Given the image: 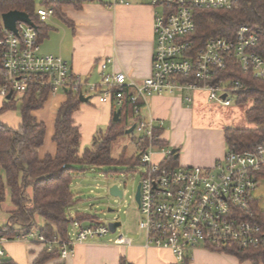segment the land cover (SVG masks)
Listing matches in <instances>:
<instances>
[{
    "label": "built area",
    "instance_id": "obj_1",
    "mask_svg": "<svg viewBox=\"0 0 264 264\" xmlns=\"http://www.w3.org/2000/svg\"><path fill=\"white\" fill-rule=\"evenodd\" d=\"M149 1L152 7L161 9V14L156 13L154 18L151 75L141 83L130 81L124 73L108 72L110 59L98 63L100 81L88 82L63 59L40 54L36 29L17 22L16 33L2 27L0 98L7 100L11 93L10 99L20 103L30 88H37L47 91L49 96L72 92L100 105L113 99L116 107H121L124 90L133 91L128 101L134 106L136 121L129 126H134L145 141L140 143L136 158L145 168L137 204L145 246L169 250L179 264L189 260L195 248L224 253L232 246L264 247L259 226L249 220L252 195L260 182L257 176L264 170V144L253 150L227 151L223 160L211 169L171 166L167 161L176 158V151L172 153L173 150L162 147L160 160L152 159V147L159 140L155 131L162 129V125L156 124L152 117L141 116L147 98L154 95H177L190 104L191 92L204 91L209 102L229 107L230 97L235 99L239 85L231 79L222 80L220 74L232 60L242 71L264 81V60L254 52L257 35L242 25L231 38L210 37L201 47L194 48L191 42L196 29L194 12L229 11L237 6V0ZM115 3L122 4L123 0ZM36 14L40 22H45L53 10L42 7ZM108 234V225L94 223L87 227L74 225L65 240H48L37 232L13 240L0 238V257L4 255L2 246L15 241L36 243L47 251L57 250L59 258L65 259L72 256L74 245ZM114 243L126 245L129 241L120 236Z\"/></svg>",
    "mask_w": 264,
    "mask_h": 264
},
{
    "label": "trees",
    "instance_id": "obj_2",
    "mask_svg": "<svg viewBox=\"0 0 264 264\" xmlns=\"http://www.w3.org/2000/svg\"><path fill=\"white\" fill-rule=\"evenodd\" d=\"M36 0H0V44L3 39L1 16L8 12L18 11L28 15L37 31L38 42L46 37L47 30L44 23L39 21L36 14ZM61 3L48 1L43 3L53 10V15L58 12ZM195 32L191 36L194 48L202 46L210 37H233L237 28L248 26L257 35L254 48L264 60V0H237V6L229 11H203L194 12ZM1 53V45H0ZM222 80L231 79L238 83L239 91L235 94L237 105L251 101V106L246 110L244 118L256 125L254 129H240L235 127L224 128V138L227 151L242 152L253 150L264 144V81L253 77L251 72H244L239 64L231 61L227 70L220 74ZM3 83L2 67L0 62V86ZM133 91L124 90L121 107H116L113 99V113L120 110L119 121L112 120L108 126L98 131L92 138L89 147L80 151V132L74 124L73 115L83 104L80 97L68 92L65 102L56 113L54 135L52 141L56 144L54 157L45 156L39 159L37 150L44 143L45 126L37 122L33 112L42 109L48 99V92L37 88H30L21 99L20 118L21 125L12 129L0 122V205L4 203L6 192L10 197L12 209L8 212V219L0 225V238L13 240L15 237L37 231L48 240L54 238L67 239L69 227L80 224L82 221L92 220L85 214L68 215V209L75 202L71 188L72 178L82 167H104L137 162V159L121 156L113 158L111 155L112 144L125 135L130 128V122L136 121L132 104L128 101ZM141 105V103H138ZM16 102L14 98L2 100L0 115L14 111ZM162 129L156 130L159 137ZM156 145L163 146L160 140ZM169 165L176 166L173 159L167 161ZM264 180V170L257 176ZM44 221L42 227L36 219ZM249 220L259 226L264 236V212L258 208V201L253 200ZM211 252L222 253L218 250ZM235 257L239 262L250 264H264V247H250L240 249L229 247L223 253ZM59 258L57 250L47 251L45 248L33 264H45L51 259ZM186 259L183 264H188ZM0 264H15L12 261H1ZM119 264H128L121 258Z\"/></svg>",
    "mask_w": 264,
    "mask_h": 264
},
{
    "label": "crops",
    "instance_id": "obj_3",
    "mask_svg": "<svg viewBox=\"0 0 264 264\" xmlns=\"http://www.w3.org/2000/svg\"><path fill=\"white\" fill-rule=\"evenodd\" d=\"M48 1L61 3V6L43 22L47 34L39 41L40 54L63 59L74 73L91 83L100 81L98 63L108 59L111 60L108 72L124 73L135 83L150 77L157 12L149 0H123L122 4L115 3L118 0H36V8L45 7L43 3ZM65 100L64 94L49 96L42 109L32 113L37 122L45 126L44 143L37 150L40 160L56 154V144L52 141L54 125L57 110ZM184 103L177 95H154L147 98L141 116L152 117L156 124L162 125L159 140L164 145L161 147L168 145L176 151V166L211 169L227 153L224 129L214 127L213 122L202 121L204 118L196 111L190 114V111L183 110ZM195 103L198 106L201 101ZM20 106L21 102H16V109L0 115V122L18 129L21 125ZM112 110V104L100 105L96 100H88L74 113L73 121L81 137L80 151L90 146L93 136L108 126ZM167 122L171 126L164 130ZM71 232L72 227H69L67 237ZM120 236L129 244H115ZM118 237L78 243L74 245L72 256L51 259L45 264H119L121 258L128 264H179L169 250L147 248L143 233L137 241L122 233ZM43 248L36 243L8 242L2 246L4 255L0 260L33 264ZM188 264L250 263L197 248L190 252Z\"/></svg>",
    "mask_w": 264,
    "mask_h": 264
},
{
    "label": "rangeland",
    "instance_id": "obj_4",
    "mask_svg": "<svg viewBox=\"0 0 264 264\" xmlns=\"http://www.w3.org/2000/svg\"><path fill=\"white\" fill-rule=\"evenodd\" d=\"M156 12L161 14V9L156 8ZM190 97L192 102L188 106L182 100V103H184L182 109L190 111V114H193L195 111L198 112L204 118L202 121L213 122L212 125L214 124L213 126L216 128L218 126L223 129L227 127L240 129L256 128L255 124L249 123L244 118L246 110L251 106V101L237 105L235 99L230 97L231 105L229 107H222L216 103L209 102L208 93L204 91L191 92ZM2 100L0 98V104ZM196 100L201 101V104L196 106ZM170 126L171 124L167 122L164 130H169ZM191 126H193V123H191ZM142 138V134L137 131L120 137L111 146L112 157L118 159L124 152L125 158L134 157L136 159L140 154V143L145 142ZM165 148L172 151V148L168 145ZM161 149L162 147L158 145L152 147V159L154 162L159 160ZM79 169L81 170H78L71 181L75 202L69 207L68 213L72 217L76 214H85L92 217V220H85L79 224L83 227L94 223H100L101 225H108L110 222L121 223V227L115 233H110L103 237V239H115L122 233L124 236L131 237L135 241L139 240L142 237V232L139 229L141 215L135 201V194L138 185L141 183L145 168L137 162H126L125 164L114 166L82 167ZM112 186H118L123 192L122 198H112L109 195V189ZM252 198L258 201L259 210L264 212V180L259 182ZM11 209L12 206L7 191L5 201L0 205V225L6 223L8 211ZM109 209L112 212H108ZM36 223L39 227H42L44 221L41 218H37ZM74 225L77 224L75 223L70 226L72 230ZM34 232L37 231L34 230Z\"/></svg>",
    "mask_w": 264,
    "mask_h": 264
},
{
    "label": "water",
    "instance_id": "obj_5",
    "mask_svg": "<svg viewBox=\"0 0 264 264\" xmlns=\"http://www.w3.org/2000/svg\"><path fill=\"white\" fill-rule=\"evenodd\" d=\"M1 22H2L3 28H5V29H7L13 33H16V23L17 22L25 23V24L35 28V25L32 23V21L30 20L28 15H26L25 13H22V12H18V11H12V12H8L6 14H3L1 16ZM10 97H11V93H9L7 95L6 99L9 100ZM222 98L224 99L225 97L223 96ZM80 101L82 103H86L88 101V99L83 98L81 96ZM119 116H120V110L118 109L113 113L112 121L114 123L118 122ZM133 131H134V126L130 127L128 130H126L125 135H130ZM172 153H175V150H173ZM175 157H177V156H175ZM139 193H140V184L138 185L137 190H136V194H135V201L137 204L139 203ZM109 195L112 198H122L123 192L118 188V186H112L109 189ZM108 212H112V210L109 209ZM119 227H121V223H119V222L108 223V228L110 230V233H115Z\"/></svg>",
    "mask_w": 264,
    "mask_h": 264
}]
</instances>
